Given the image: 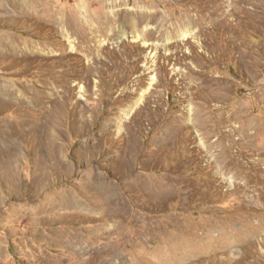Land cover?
I'll use <instances>...</instances> for the list:
<instances>
[{
  "label": "rangeland",
  "instance_id": "1",
  "mask_svg": "<svg viewBox=\"0 0 264 264\" xmlns=\"http://www.w3.org/2000/svg\"><path fill=\"white\" fill-rule=\"evenodd\" d=\"M0 264H264V0H0Z\"/></svg>",
  "mask_w": 264,
  "mask_h": 264
}]
</instances>
